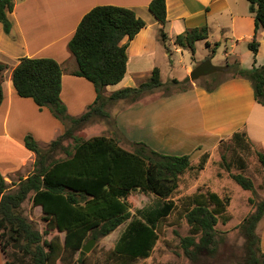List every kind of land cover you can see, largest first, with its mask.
<instances>
[{
  "label": "trees",
  "instance_id": "16d2710c",
  "mask_svg": "<svg viewBox=\"0 0 264 264\" xmlns=\"http://www.w3.org/2000/svg\"><path fill=\"white\" fill-rule=\"evenodd\" d=\"M250 11L256 20L254 38L248 47L254 55V66L246 69L239 61L228 63L229 72L234 77H244L252 82L254 96L264 105V64L256 66L260 42L257 31L264 28V0H249ZM15 8V0H0V22L6 33H11L12 22L9 12ZM150 11L163 24L161 40L168 35L164 29L167 22V0H152ZM147 25L137 13L125 6L103 4L89 10L80 21L68 48L77 61L72 74L91 81L96 89L95 102L80 116L68 113L61 98L63 68L52 57H22L12 71V81L20 96L33 98L39 107L49 108L63 121L66 131L54 139L47 149L31 135L25 137L27 148L36 153L33 172L21 178L15 191L0 171V241L7 257L8 248L17 245L26 254H31L36 264H56L58 259L66 260V254L80 251L90 235L96 239L113 232L121 224L128 222L121 233L111 257L115 264H131L139 258L151 256L159 240V224L176 208L173 199L179 187L181 176L188 170H204L210 153L205 152L197 165L192 163L190 154L162 153L144 141H129L134 149L124 147L114 136L97 135L83 139L75 132L93 118L110 116L106 107L109 102L127 99L137 101L146 93L166 85L161 70L155 67L152 75L138 86H127L104 94V87L122 81L127 72L129 42ZM128 38L123 42L124 38ZM207 25L194 27L176 36V43L196 51V42L208 40ZM220 42L212 48L215 54ZM213 54V55H214ZM8 65L0 61V108L4 100L3 80ZM224 71L213 73L215 79ZM226 78L208 91L216 90ZM190 80L172 79L173 83ZM190 86L180 91L188 90ZM74 140L73 149L64 145L66 139ZM230 140L236 149L250 152L255 150L253 142L244 131H236ZM224 140L221 141L222 144ZM59 149L66 153L65 158H55ZM264 171V152L255 150ZM222 167L230 172L232 179L246 190H255L254 180L244 174L247 164L244 159L237 163L240 172H231L232 164L223 156ZM152 193L157 197L154 206L139 209L132 213L128 197L133 191ZM33 192V203L41 206L50 228L65 232L64 245L54 240L42 243V234L20 211L22 203ZM190 207L186 218L192 234L183 238L187 255L196 259V251L214 253L219 244V219L228 220L226 210L231 196H221L215 191L207 194L197 192L189 197ZM255 210L240 224L245 237V257L240 264H264V252L257 227L264 217V198L258 202L250 199ZM200 235V240L196 236ZM48 250L45 249V246ZM32 246H35L34 249ZM193 247V248H192ZM84 264V261H81ZM5 264H12L6 259Z\"/></svg>",
  "mask_w": 264,
  "mask_h": 264
},
{
  "label": "crops",
  "instance_id": "0c3cea01",
  "mask_svg": "<svg viewBox=\"0 0 264 264\" xmlns=\"http://www.w3.org/2000/svg\"><path fill=\"white\" fill-rule=\"evenodd\" d=\"M151 1L15 0V8L8 14L12 22L11 33H6L0 22V61L8 65L0 108V171L5 178L16 174L27 178L34 170L37 156L27 148L26 135L31 134L43 145L66 131L65 123L49 108H41L33 98L18 94L12 81L13 69L22 57L56 59L63 68L61 98L68 113L80 116L86 112L95 102L97 92L87 78L72 74L77 61L68 43L83 16L97 5L129 7L147 22L129 42L124 79L105 86L106 96L127 86H138L152 75L155 67H159L163 75L167 60L171 62L176 54L187 48L176 43V36L194 27L207 25L209 37L213 31V43L208 37L210 49L216 42L222 45L232 41L230 51L226 44L225 55L229 57L235 53L237 58L232 62L239 61L243 68L254 66V55L249 47L252 59L248 64L243 58L238 60L242 56L237 52L240 42L248 46L256 31L249 0H167L166 41L160 37L163 24L150 11ZM256 35L260 42L256 66H260L264 64V28H259ZM201 41L206 42L198 40L196 46ZM192 69L193 66H186L182 75L176 78L183 80ZM106 109L110 116L105 119L113 118L115 131L107 136H119L131 142L145 141L162 153H188L193 160L208 152L209 160H212L221 141L236 131H244L254 144L260 142L261 148L257 149L264 152V105L256 101L252 82L244 77L229 78L214 91L194 82L188 90L172 94L149 92L137 101L109 102ZM262 220L264 217L258 228ZM261 248L264 252L263 237ZM6 259L0 241V264H5Z\"/></svg>",
  "mask_w": 264,
  "mask_h": 264
},
{
  "label": "rangeland",
  "instance_id": "374dc122",
  "mask_svg": "<svg viewBox=\"0 0 264 264\" xmlns=\"http://www.w3.org/2000/svg\"><path fill=\"white\" fill-rule=\"evenodd\" d=\"M213 35L214 33L212 31L209 37L212 43L214 41ZM231 43L232 41L226 43L229 45V51L232 49L230 47ZM226 44L224 42L217 47L216 55H213L212 49L206 45L205 41H201L197 44L195 54L191 49L184 48L183 52L176 54L173 60L171 59V62L167 60L168 66L164 68L162 75L166 85L155 91L164 94H172L180 91L184 87L191 86V83L194 82L202 86L212 87L216 83L229 78L231 72H229L230 70H226L224 74L218 75L215 79L213 75L210 74L195 81L190 79L188 82L184 83L176 84L172 82V79L182 75L186 66L190 65L194 68L207 59L211 60L215 65L233 63L232 61L237 58V56L235 53H232L229 57L225 55V49L227 48ZM169 45L172 47L171 44ZM237 52L242 56H239L238 60H242L243 58L246 64L250 63L252 53L245 42H240L237 47ZM110 132H115L113 130V118L108 120L97 116L77 130L75 134L83 139H89L97 135H106ZM117 138L124 147L134 149L131 142L123 137L117 136ZM74 143L72 138L64 141V145L69 146L71 149H73ZM49 144H43L41 146L47 149ZM253 146L255 150L261 148L260 142L253 143ZM255 150L253 149L247 153V151L236 149L230 138H226L224 142L219 145L214 158L212 160L208 159L204 170H188L183 174L179 182V187L173 195L176 208L170 216L159 224V240L151 256L148 258H139L131 264H240L243 262L246 253L245 237L240 224L247 215L255 210V205L250 199L258 202L264 198V171H262V165ZM66 156V153L61 149L54 153L55 158H65ZM223 156L232 164L231 172L235 173L240 172L237 166L239 159L245 160L247 167L244 174L250 176L254 180V191L242 188L232 179L230 172L223 168L220 163V159H222ZM193 160L192 163L197 165L200 159L194 157ZM23 176L24 175L16 174L6 178V181L10 185L9 191H15L17 189L20 177L23 178ZM209 191H215L221 196H231V202L226 210L228 220L225 221V219L220 218L216 226L220 239L217 250L214 253L198 250L196 251V259H193L192 256L187 255L185 252L182 241L184 237L192 234L191 226L186 218L187 210L190 207L189 197L197 192L207 194ZM32 196L33 192H31L28 198L22 203L20 211L32 224L33 228L42 234V243L54 240L56 243L64 245L66 233L60 231L58 228L49 227L48 220L45 218L46 214L41 206H37L33 203ZM128 200L131 204V211L135 214L139 209L154 206L157 197L152 193L135 190L128 197ZM127 224L128 222L121 224L106 236L99 237L98 239L95 238L94 245L89 252L84 251V254L80 251L73 254L67 253L65 257L66 260L63 261L58 259L56 264H83L81 261H84V264H115L110 252L114 248L121 233L125 230ZM263 226L264 220H262L260 227H257L260 239L262 237L264 238ZM92 238L94 237L90 235L88 241ZM196 240H200V235L196 236ZM32 247L34 249L35 246ZM45 249L48 250V247L45 246ZM7 259L11 261L12 264H36L33 260V256L31 254H26L17 245H12L8 248Z\"/></svg>",
  "mask_w": 264,
  "mask_h": 264
},
{
  "label": "water",
  "instance_id": "95a60500",
  "mask_svg": "<svg viewBox=\"0 0 264 264\" xmlns=\"http://www.w3.org/2000/svg\"><path fill=\"white\" fill-rule=\"evenodd\" d=\"M229 70L228 65H215L211 60L207 59L199 63L190 72V79L195 81L203 76H207L216 72ZM95 238L90 239L83 247V251L89 252L93 247Z\"/></svg>",
  "mask_w": 264,
  "mask_h": 264
}]
</instances>
